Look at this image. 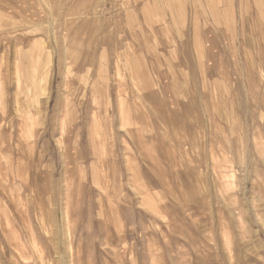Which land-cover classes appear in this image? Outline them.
<instances>
[{"label": "rangeland", "instance_id": "1", "mask_svg": "<svg viewBox=\"0 0 264 264\" xmlns=\"http://www.w3.org/2000/svg\"><path fill=\"white\" fill-rule=\"evenodd\" d=\"M263 13L0 0V264H264Z\"/></svg>", "mask_w": 264, "mask_h": 264}, {"label": "bare ground", "instance_id": "2", "mask_svg": "<svg viewBox=\"0 0 264 264\" xmlns=\"http://www.w3.org/2000/svg\"><path fill=\"white\" fill-rule=\"evenodd\" d=\"M264 14V13H263ZM75 19V18H74ZM73 19V20H74ZM80 19V18H79ZM83 19V18H82ZM52 22V21H51ZM75 22V21H74ZM9 23H11V22H9ZM73 23V22H72ZM65 24V23H64ZM86 25V24H85ZM87 26V25H86ZM69 27V26H68ZM76 27V26H75ZM48 28V27H47ZM71 28V27H70ZM108 32V31H107ZM69 34V33H68ZM80 34V33H79ZM86 35V34H85ZM83 36V35H82ZM95 36H96V34H95ZM64 37V36H63ZM89 37V36H88ZM65 38V37H64ZM84 38V37H83ZM88 40V39H87ZM93 41V40H92ZM85 42V41H84ZM88 42V41H87ZM95 42V41H94ZM80 44V43H79ZM89 44V43H88ZM87 44V45H88ZM91 44V43H90ZM95 44V43H94ZM83 45V44H82ZM86 45V44H85ZM83 48V47H82ZM89 48H91V47H89ZM80 53H82V52H80ZM91 56V55H90ZM98 57V56H97ZM126 58V57H125ZM128 58V57H127ZM81 62V61H80ZM100 65V64H99ZM138 65H139V63H138ZM101 67H102V65H100L97 69L95 68V70H97V75H99L98 73H100L101 72ZM91 68V67H90ZM94 70V68H93V71L94 72H96ZM100 70V71H99ZM89 71H92V70H90L89 69ZM132 72V71H131ZM71 73V72H70ZM95 74V75H96ZM132 75V74H131ZM40 76V75H39ZM101 76V75H100ZM137 76V75H136ZM95 79V78H94ZM96 83V79H95V81H94V83L93 84H95ZM95 91H97V89H95ZM55 106V105H54ZM57 106V105H56ZM64 107V106H63ZM105 111V110H104ZM36 114V113H35ZM131 114V113H130ZM101 115V114H100ZM34 117V116H33ZM31 119V118H30ZM87 122V121H86ZM88 123V122H87ZM86 123V124H87ZM90 123V122H89ZM90 125V124H89ZM62 129V128H61ZM90 134V133H89ZM91 140V139H90ZM211 153V152H210ZM212 154V153H211ZM212 160V159H211ZM213 162V161H212ZM212 164V163H211ZM36 166V165H35ZM220 166V165H219ZM127 167V166H126ZM211 167H213V166H211ZM223 167V166H222ZM212 170H214V169H212ZM213 172H215V170L213 171ZM217 177V176H216ZM218 177H219V175H218ZM220 178V177H219ZM218 179V178H217ZM229 179V178H228ZM221 180V179H220ZM218 183H219V181L217 182V185H218ZM218 186H220V185H218ZM223 187V186H222ZM233 187H234V183H233V181H232V178L231 179H229V184H228V187H226L227 189H229V190H231V189H233ZM220 194V193H219ZM242 195H244V194H242ZM170 196V195H169ZM228 196V195H227ZM227 198V197H226ZM222 199V198H221ZM224 199V198H223ZM222 199V200H223ZM229 199V198H228ZM232 199H234V198H232ZM215 203V202H214ZM228 206V205H227ZM257 221L259 222V224H261L260 225V227H261V230L263 231V233H264V224H263V221H262V219L261 218H257ZM245 231H246V229H245ZM254 236V238H255V240L254 241H256V243L259 245L260 244V241L259 240H261V235H260V232H257L256 234H254L253 235ZM244 238V237H243ZM200 255V254H199ZM231 262V261H230Z\"/></svg>", "mask_w": 264, "mask_h": 264}, {"label": "crops", "instance_id": "3", "mask_svg": "<svg viewBox=\"0 0 264 264\" xmlns=\"http://www.w3.org/2000/svg\"><path fill=\"white\" fill-rule=\"evenodd\" d=\"M37 8V7H36ZM38 9V8H37ZM87 153L90 155V152H88L87 151ZM48 159H49V161H48V164L49 165H45V164H43V162H42V157H41V155L40 156H38L37 157V161H36V168H39V169H43V168H45V167H47V166H49V167H51L52 168V171L50 172V176H54V171H55V169H56V163H55V160H54V156L51 154H49L48 155ZM71 159H73V160H76L75 159V157H74V153L73 152H71ZM68 162V160H65V162L64 163H67ZM98 165V164H97ZM71 167V166H70ZM94 167H95V164H94V162L93 163H91V168H93V170H95L94 169ZM62 172V171H61ZM63 173V172H62ZM42 175V174H41ZM61 175V174H60ZM49 180H50V182H51V179L49 178ZM59 180H61V178H59ZM12 237L14 236V235H11ZM10 236V237H11ZM15 237V236H14Z\"/></svg>", "mask_w": 264, "mask_h": 264}]
</instances>
